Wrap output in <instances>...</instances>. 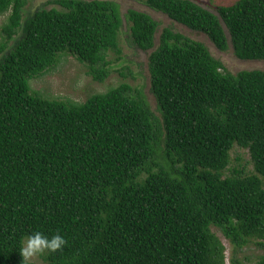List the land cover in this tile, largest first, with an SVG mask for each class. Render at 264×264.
<instances>
[{
  "label": "trees",
  "instance_id": "obj_1",
  "mask_svg": "<svg viewBox=\"0 0 264 264\" xmlns=\"http://www.w3.org/2000/svg\"><path fill=\"white\" fill-rule=\"evenodd\" d=\"M30 0H0L10 14L0 43V264L35 232L62 235L48 264H226L220 229L238 251L264 248V72L231 73L209 48L131 10L132 44L151 51L153 110L143 89L121 84L84 103L45 98L33 79L64 55L103 83L121 56V7L58 0L25 17ZM203 33L222 52L264 61V0L215 14L194 0H146ZM230 40H229V36ZM248 150L253 172L232 170ZM256 264H264V256Z\"/></svg>",
  "mask_w": 264,
  "mask_h": 264
},
{
  "label": "rangeland",
  "instance_id": "obj_2",
  "mask_svg": "<svg viewBox=\"0 0 264 264\" xmlns=\"http://www.w3.org/2000/svg\"><path fill=\"white\" fill-rule=\"evenodd\" d=\"M58 0H30L25 8V17L33 14L39 9H59L62 7L56 4ZM117 2L121 7L123 17V28L120 35L121 56H117L111 52L109 60L113 61V69L110 77L103 83L96 81L90 75V68L87 64L79 61L75 56L64 55L58 66L47 71L44 75L32 80L31 85L33 91L40 93L45 98L64 102L84 103L91 96L98 93H105L112 88L121 84H129L133 88L143 89L153 110H157L155 98L151 92V78L149 70V59L151 51H142L136 48L130 39V24L126 16L131 10L146 13L159 23V31L157 33L156 44L159 45L160 37L167 28L175 32L181 33L192 40L205 44L212 55L221 60L227 70L231 73H239L242 71L260 70L264 72V61L252 60L245 61L237 58L233 45L230 40V48L222 52L209 37L203 33L195 32L184 25L174 22L163 13L152 10L146 5V0H108ZM203 8L217 13L219 6H230L238 0H194ZM10 14L0 17V43L2 41V28L6 23ZM231 169L244 171L247 174L253 172V164L248 150L236 147L232 151ZM213 232L222 241L226 248V264H231L234 255V246L225 237L223 232L213 227ZM26 240V239H25ZM239 259L244 264H256L262 256H264V248L257 245L256 242L244 247L238 251ZM48 254L43 252L29 259L34 264H48Z\"/></svg>",
  "mask_w": 264,
  "mask_h": 264
},
{
  "label": "clouds",
  "instance_id": "obj_3",
  "mask_svg": "<svg viewBox=\"0 0 264 264\" xmlns=\"http://www.w3.org/2000/svg\"><path fill=\"white\" fill-rule=\"evenodd\" d=\"M66 240L62 235H54L49 239L41 232H35L22 241L21 255L27 260L45 251L56 252L65 246Z\"/></svg>",
  "mask_w": 264,
  "mask_h": 264
}]
</instances>
